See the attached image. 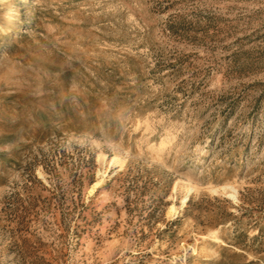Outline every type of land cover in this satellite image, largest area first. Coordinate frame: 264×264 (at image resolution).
<instances>
[{
    "label": "rangeland",
    "instance_id": "374dc122",
    "mask_svg": "<svg viewBox=\"0 0 264 264\" xmlns=\"http://www.w3.org/2000/svg\"><path fill=\"white\" fill-rule=\"evenodd\" d=\"M0 264H264V0H0Z\"/></svg>",
    "mask_w": 264,
    "mask_h": 264
},
{
    "label": "bare ground",
    "instance_id": "6f19581e",
    "mask_svg": "<svg viewBox=\"0 0 264 264\" xmlns=\"http://www.w3.org/2000/svg\"><path fill=\"white\" fill-rule=\"evenodd\" d=\"M99 184H100V180L94 183L93 189L95 187H97ZM228 188L230 189L229 196H231L233 199H235L236 198V193H237L236 189L233 186H228ZM192 189H193L192 186H186L185 195L182 197V201H181V208L186 203L187 198H188V195L190 194V192H191ZM168 212H169V214L175 215L176 213H178L177 207L174 206V205H171L169 207Z\"/></svg>",
    "mask_w": 264,
    "mask_h": 264
}]
</instances>
